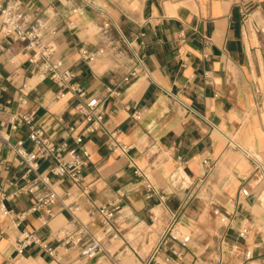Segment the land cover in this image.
Returning <instances> with one entry per match:
<instances>
[{
    "label": "crops",
    "instance_id": "obj_1",
    "mask_svg": "<svg viewBox=\"0 0 264 264\" xmlns=\"http://www.w3.org/2000/svg\"><path fill=\"white\" fill-rule=\"evenodd\" d=\"M25 10L58 28L55 56L103 99L104 129L85 132L77 98L70 92L57 98L58 87L29 62L23 44L0 36V134L12 143L23 139L31 149L29 126L11 118L34 113L54 141L72 146L69 127H77L90 151L84 178L76 183L53 176L50 183L60 194H73L68 202L105 246L123 242L112 253L116 264L130 251L141 264H175L162 259L172 248L181 250L180 264H217L222 251L226 264H264V178L234 145L264 163V0H25ZM81 47L97 52V59L84 60ZM132 71L136 75L125 80ZM114 129L130 146L128 155L107 146ZM130 158L155 186L153 196L147 197L148 180L135 173ZM53 163L41 160L39 171L48 173ZM25 171L0 138V264H70L75 250L62 251L58 261L38 244L16 248L23 231L56 245L60 228L74 226L60 202L48 223L44 214L28 211L32 195L18 192ZM91 204H111L116 217L91 216ZM173 218L192 232L185 247L162 241ZM159 221L163 227L144 258L127 234ZM246 224L251 259L229 252ZM138 242L148 245L150 237Z\"/></svg>",
    "mask_w": 264,
    "mask_h": 264
},
{
    "label": "built area",
    "instance_id": "obj_2",
    "mask_svg": "<svg viewBox=\"0 0 264 264\" xmlns=\"http://www.w3.org/2000/svg\"><path fill=\"white\" fill-rule=\"evenodd\" d=\"M70 25L73 26V23L71 22ZM57 33L58 28L48 18L32 16L25 10V0H0V36L21 42L29 52V62L39 65L41 74L50 78L58 87L57 98L64 97L68 92L77 98L76 108L83 117L84 131L87 133L99 132L104 129L103 99L98 95L90 94L76 80V73L71 68L66 67L62 59L55 56ZM80 53L82 58L88 62H94L98 57L97 52H91L85 47L80 48ZM138 61L142 63L140 57H138ZM136 73V71H132L125 80H129L130 76H134ZM255 91L261 97V90L258 86H255ZM137 117L139 116L137 115ZM11 122L17 125L25 123L30 129L28 141L32 144L31 149L26 148L23 139L12 143L0 134V138L5 139L10 144L26 166V171L22 175L24 183L19 187L18 192H27L32 195L34 203L28 211L44 214V223H48L49 219L55 215L54 204L60 202L63 207L71 212L74 223L73 227L64 226L60 228L56 245L46 243L36 232L23 231L16 242L17 250L22 252L32 244H38L58 261L63 259L62 251L69 250H76L87 259H94L102 252H106L108 256L113 257V254L106 248L103 237L91 231L88 224L81 220L73 210L72 202H68L73 194L70 191L60 194L50 183L53 176L66 177L76 183H80L84 178V170L90 159V151L85 145L83 135L75 134L77 127H69L75 141L74 145L71 146L67 141H54L42 127L37 126L34 113L22 114L18 117L12 116ZM106 144L111 150H119L121 154L128 155L130 146L119 140L117 129L108 132ZM234 145L253 161L255 169L259 170L264 178V163L249 150L237 144ZM41 160H52L54 162L46 174L39 171ZM130 164L135 167V173L138 176L148 180L146 184L147 197L153 196L156 189L149 181L148 176L136 166L131 158ZM83 192H87V187L83 188ZM241 194L248 196L250 191L248 188L243 187ZM215 211L219 212L218 209ZM88 212L91 216L99 214L105 221L109 222L116 217L118 210L111 204H101L99 206L91 204ZM8 214L12 215L13 212L8 211ZM16 217L17 224H20L25 218V212L16 215ZM250 234V225H244L238 231L239 241L231 246L229 252L238 258L251 259L253 251L246 246ZM167 240L185 247L190 242L191 236L182 232L176 226L173 218L162 234V241ZM159 251L160 247L156 250L152 259L156 258ZM183 257L179 248H172L169 253L162 256V259L167 263L180 264ZM217 262V264H226L223 251L220 253Z\"/></svg>",
    "mask_w": 264,
    "mask_h": 264
},
{
    "label": "rangeland",
    "instance_id": "obj_3",
    "mask_svg": "<svg viewBox=\"0 0 264 264\" xmlns=\"http://www.w3.org/2000/svg\"><path fill=\"white\" fill-rule=\"evenodd\" d=\"M162 227L163 225L161 221H159L152 227L136 226L130 230V232L127 234V237L129 238V240L133 242L137 250H139L141 256L146 258L155 244L158 231H160ZM178 228L186 234H192L191 231H189L187 228L181 225H178ZM144 235L150 237V242L148 245H146L145 242H143L142 244L138 242L139 239H141L142 241L144 240ZM122 243H123L122 241H118V242L114 241L113 246H106V247L111 251V253H113ZM116 255L117 254L113 255V257H110L103 252L99 254L97 259L90 261L85 257L80 256L78 254V251L75 250L71 255L72 260L69 263L70 264H116V259H117ZM119 256L122 257L120 264H141L135 252L130 251L129 255L120 254Z\"/></svg>",
    "mask_w": 264,
    "mask_h": 264
}]
</instances>
